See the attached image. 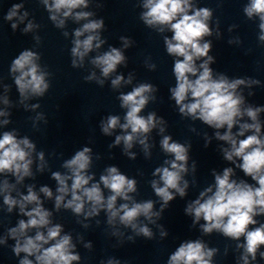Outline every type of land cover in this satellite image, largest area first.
<instances>
[{"label": "clouds", "instance_id": "9594fccd", "mask_svg": "<svg viewBox=\"0 0 264 264\" xmlns=\"http://www.w3.org/2000/svg\"><path fill=\"white\" fill-rule=\"evenodd\" d=\"M40 2L56 28H64L69 19L76 23L84 21L80 27L74 29L70 49L71 66L82 67L85 57L90 52L99 50L106 42L100 34L105 27L104 20L92 19L94 13L83 10L89 7L90 0H40ZM142 7L145 11L141 13L140 19L146 26L159 33L165 30L172 33L170 38L164 37V44L167 54L176 58L173 66L176 83L170 92L179 113L216 129L215 138L228 145L221 148L223 157L234 165L224 168L222 174L213 171L214 185L201 191L198 198L184 209L185 214L193 217V226L201 220L204 221L200 224V229L205 235L217 232L237 242L243 238V243L236 244V248L242 250L237 264H254L257 256L264 260V251L261 250L264 248V222L257 220V217L264 216V125L260 120L264 106L247 104L242 91L243 88L259 86L261 82L251 77L229 79L224 74L214 76L210 67L214 57L209 55L212 44L210 41H204L205 37L213 35V30L209 26L213 16L212 9L196 7L193 0H143ZM23 8V2L13 4L4 19L6 21L15 19L22 23L29 16L28 11L20 14ZM243 12L249 20L258 18L257 39L264 45V0H248ZM216 23L215 34L219 38V21ZM17 27L18 23L11 24L13 30ZM38 27H40L38 24L29 21L23 31L27 33ZM232 27L235 25H232L229 31ZM63 35L67 37L68 32L65 31ZM35 39L37 43L40 42L39 36ZM121 39L124 40L125 47H128L129 41L124 37ZM233 42L229 40V44ZM235 42L242 41L237 38ZM40 59L39 53L24 50L10 65V76L20 97L19 104L26 110L29 107L33 110L38 108L39 104L29 106L25 102L32 97H43L51 87L47 79L51 74L38 63ZM198 61L202 62L198 64ZM125 62L123 52L115 47H110L103 53L98 52L91 60V64L100 70L103 78H108L116 71L118 65ZM150 67L155 69L156 66ZM85 79L88 81L96 79L101 85L104 83L103 79L97 78L95 72ZM131 80V76L124 81L122 75H117L111 80V85L113 89H118L122 81L131 83ZM0 87L4 92V95L0 96V103L4 105V108H0V117H4L0 120V127H5L12 123L9 119L11 112L8 109L16 105L7 95L11 86L0 81ZM155 90L152 84L141 83L126 94L121 93L117 98L120 107L126 109L125 122L121 123V118L117 115H109L106 120L101 121V131L105 135H112L117 128L123 130V135L115 137V145L123 143L125 153L132 158L135 154L128 150L137 141L143 146L145 155H150L148 134L158 124L164 123L162 118L157 119L155 113H150L147 117L140 115L149 102L148 94ZM254 94L248 92L249 96ZM244 117L251 122H241ZM32 119L33 127H36L35 121L44 119V115L38 113ZM236 126L239 130L234 133L233 129ZM221 129H226L223 134L219 131ZM159 131L163 133L164 127H160ZM210 139L206 136L208 143ZM160 146L164 153L173 158L165 160L164 166L155 168L153 175L159 176V180L150 181L155 195L162 201L159 211H153L154 201L151 199L136 201L132 194L138 192L137 181L122 174L116 166L106 167L99 181L93 182L94 174H89L93 163L92 149L87 146L77 150L70 159L63 162L62 167L67 170L66 173L59 171L52 173V178L58 185L56 189L58 194L54 197L55 211L59 212L61 208L71 210L74 215L83 216L85 220L104 211L107 224L114 229L111 232L112 236L124 235L115 227L119 224L131 228L136 236L153 239V231L146 224H142L140 218L143 217L149 223L155 224L156 219L161 218L162 212L177 194L181 198L186 196V189L189 186L183 174L188 172L190 146L173 141L170 135L162 137ZM34 154L39 161L37 171L43 172L47 167L44 152H37L36 144L32 140L27 136L19 137L16 129L0 134V176L11 175L16 181L15 184H11L8 179H4L0 183V196L3 197L7 213L11 214L18 208L19 214L27 217L19 219L15 227L8 228L7 237L0 238V244H6L7 238L15 241L12 249L14 254L17 257L21 253L24 254L19 264H80L81 256L76 251L71 234L64 233L63 225L53 224V213L43 206V201L34 187L28 186L27 194L19 193L18 197L12 195L17 191V185L26 177H33ZM237 169L255 183L233 178ZM195 170L196 164L193 161V173ZM105 189L110 193L107 196ZM39 191L44 197L53 198V192L49 187H41ZM67 197L70 198L66 199ZM118 200L123 203L118 204ZM28 205L32 207L28 209ZM154 217L156 219H153ZM77 222L82 223L79 220ZM99 223L100 221H97L98 225ZM83 226L89 227L86 223ZM158 227L161 229V238L166 237L167 231L163 230L162 225ZM33 231L34 235H31ZM128 240L134 241V237L129 236ZM84 247L91 250V242L85 243ZM218 251L217 248L209 247L202 239L186 240L169 255L166 264H214V257ZM107 264L121 262L109 259Z\"/></svg>", "mask_w": 264, "mask_h": 264}]
</instances>
